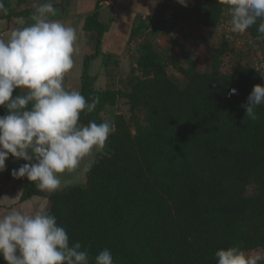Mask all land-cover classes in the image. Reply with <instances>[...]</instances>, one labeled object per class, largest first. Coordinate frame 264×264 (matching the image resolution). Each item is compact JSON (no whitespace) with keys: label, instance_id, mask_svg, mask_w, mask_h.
Segmentation results:
<instances>
[{"label":"trees","instance_id":"1","mask_svg":"<svg viewBox=\"0 0 264 264\" xmlns=\"http://www.w3.org/2000/svg\"><path fill=\"white\" fill-rule=\"evenodd\" d=\"M2 2L7 11L1 18L10 27L27 14ZM195 14L198 24L213 30L230 18L223 0H205ZM90 19L101 31L98 12ZM258 26L233 33L240 42L212 43L211 72L199 71L190 57L185 65L171 62L185 87L169 76L168 62L150 43L120 90H96L88 57L80 92L100 102L92 113H81L80 123L109 122L106 109L120 100L130 116L113 115L115 132L80 183L40 191L26 177L13 178L11 155L6 180L22 184L23 201L47 199V212L66 229L70 245L80 242L93 264L105 248L114 264H217L215 252L232 246L264 256V104L254 121L241 107L254 85H264V72L250 57L264 43ZM233 88L237 93L229 95ZM5 113L0 107V116ZM0 264H6L2 257Z\"/></svg>","mask_w":264,"mask_h":264},{"label":"clouds","instance_id":"2","mask_svg":"<svg viewBox=\"0 0 264 264\" xmlns=\"http://www.w3.org/2000/svg\"><path fill=\"white\" fill-rule=\"evenodd\" d=\"M58 0H44L35 7L33 23L14 28L0 38V172L11 155L23 160L13 178L26 177L40 191L61 186L60 175L71 172L93 151L102 152L115 128L107 121L80 123L81 113H92L99 96L86 99L78 89L64 86L73 68L77 29L49 19ZM187 6L186 0H178ZM230 17V31L244 34L259 21L257 39H264V0H223ZM0 11L6 12L2 0ZM216 30V29H215ZM20 90V92H17ZM231 89L229 95L236 94ZM246 117L258 118L264 104V85H254L247 98ZM217 264H264V256L239 246L215 252ZM0 257L6 264H93L80 242L72 245L64 227L45 210L28 213L12 208L0 217ZM94 264H114L111 251L103 249Z\"/></svg>","mask_w":264,"mask_h":264},{"label":"crops","instance_id":"3","mask_svg":"<svg viewBox=\"0 0 264 264\" xmlns=\"http://www.w3.org/2000/svg\"><path fill=\"white\" fill-rule=\"evenodd\" d=\"M9 1L13 9L27 10V14L21 18L15 17L13 25L10 27L7 19L1 18L2 12H0V38L3 39L8 38L12 29L33 23L31 16L35 7L44 3V0ZM67 1L65 15L55 14L54 11V15H50L49 19L59 20L77 29L78 41L73 54L74 65L66 74L64 81V86L68 90L78 89L81 91L82 75L88 57L92 56L88 63V69L89 75L96 85L97 82H107V78H115L116 75L118 78L120 77L121 74H114L112 67L118 70L120 68L122 70L124 67L136 69L141 58V48L145 43H150L154 47L158 45L163 47V40H168L165 47L169 53L163 57L172 67V61L180 62L179 59H173L170 55V51L174 50L178 44L191 50L193 44L201 43L203 52L209 55V52H213L209 46L220 39L215 30L203 27L196 22L195 7L205 3V0H186L187 6L180 4L178 0H106L100 6L99 0ZM95 12H98V20L102 26L101 31L90 19ZM90 24H92L91 27H89ZM233 40L240 42L239 38ZM261 48L264 50V43ZM254 53L255 51L250 57H253ZM191 59L193 60V58ZM95 88L98 91L105 90L97 85ZM11 183L18 185L17 192H11L9 189ZM1 188H4L5 191L0 193V217L7 214L12 208H17V200L21 201L23 195L21 192L23 187L16 180L2 182Z\"/></svg>","mask_w":264,"mask_h":264},{"label":"rangeland","instance_id":"4","mask_svg":"<svg viewBox=\"0 0 264 264\" xmlns=\"http://www.w3.org/2000/svg\"><path fill=\"white\" fill-rule=\"evenodd\" d=\"M225 21L229 22L230 18L225 19ZM217 30H218V28H217ZM220 39H222V38H220ZM166 42H169V41L164 39L162 42L163 47L159 46V45L155 46L156 49L159 51V53L162 56H165V54L169 53V50L165 47V44H167ZM170 43H168V45H170ZM174 45H175V43H174ZM191 48L192 49L190 50L186 46L178 44L174 50L170 51V55L173 59H176V60L179 59V61L183 62V63H184V61L186 62L188 57H191L196 62V65H197L199 71L211 72L212 66H213L212 58H213L214 53L212 51H211L212 53L209 52V55L206 54V52L204 53L203 52V46L201 47V43L193 44V46H191ZM210 54H211V56H210ZM251 56H252V54H251ZM259 56H262V58L264 60L263 48H260L259 51L255 50V53L253 54V58H255V59H258ZM164 59H165V57H164ZM248 60L249 59L246 58V56H245L242 59V63L244 65H246V64L248 65V63L250 62V61L248 62ZM172 62H174V61H172ZM112 68H113V72L115 75L117 73L121 74L120 77L118 78L116 75L115 78H109V79L107 78V82H104V83L97 82L96 85L99 88L102 87V89H105V90L110 89V88L120 90L123 88V82H126V80H128L132 76V74L135 73L134 67H133V69H132V67H127V68L124 67L122 70H120L121 68L119 70L115 67H112ZM167 70H168L169 76L173 80H175L176 83H178L181 87L186 86L187 80L183 76V74L179 73L177 70L172 68L169 64H167ZM263 84H264V82H263ZM120 110L123 111L128 117L130 116L129 106L127 105V101L126 100H120L116 107L106 109V112L104 114V118H106L109 122H112L113 117H114L113 115ZM95 159H96V155H95ZM95 159L93 158V160H92V155L86 156L83 160V162H84L83 166L81 165V167L79 166V167L75 168L74 170H72L70 172L72 175L67 176L68 178H72V180L70 182L78 184L81 182V180L83 178L85 179L86 172H87L88 168L95 162ZM24 163H27V162L23 161V160H21V162H20V161L15 159V160L11 161V166H13L15 169H18ZM84 166H86V168H84V170H83ZM76 176H78V177H76ZM5 178L6 177H5V170H4L3 172H0V184L2 182L3 183L6 182ZM60 179H61V186L60 187H62V186H64L63 181H65V179H63V178H60ZM70 184L71 183H69V185ZM20 185L22 186L21 183H20ZM4 186H6V185H4ZM18 188H19L18 185L16 186L14 183H11V185L9 186V189L11 190V192H13V191L17 192ZM0 190H1L0 193H3V191H5L4 188H1ZM21 192H23V189H21ZM47 202H48V204H47ZM16 205H17L16 206L17 208L22 207L23 210L25 212H28V213H34L37 210H45L46 211L50 207L49 201L47 199H45L43 197H36V196H34V198H32L31 200L26 201V202H24L22 200V198H21V201H20V199H18Z\"/></svg>","mask_w":264,"mask_h":264},{"label":"water","instance_id":"5","mask_svg":"<svg viewBox=\"0 0 264 264\" xmlns=\"http://www.w3.org/2000/svg\"><path fill=\"white\" fill-rule=\"evenodd\" d=\"M67 3L68 1L67 0H58V2L55 3V14H58V15H65V12H66V7H67ZM112 135H110V139H111ZM99 153V152H96V151H93L90 155H92V160L93 158L95 159V155ZM84 158L82 159L81 163L79 164V166L81 167V165L83 166L84 162H83ZM21 162V160H19ZM78 166V167H79ZM84 168H86V166L83 167V170ZM71 176L72 174L70 172H65L63 174L60 175V178H63L65 179V181H63V185L66 186V185H69V183L71 184H75V183H72L70 182L72 180V178H68L67 176ZM78 177V176H76Z\"/></svg>","mask_w":264,"mask_h":264},{"label":"built area","instance_id":"6","mask_svg":"<svg viewBox=\"0 0 264 264\" xmlns=\"http://www.w3.org/2000/svg\"><path fill=\"white\" fill-rule=\"evenodd\" d=\"M216 32L219 34L218 36L220 38H226L230 40L234 39L233 33L230 31V23L227 21H224L218 30L216 29ZM255 66L256 69H260L262 72H264V60L262 56H259L258 59H255Z\"/></svg>","mask_w":264,"mask_h":264}]
</instances>
